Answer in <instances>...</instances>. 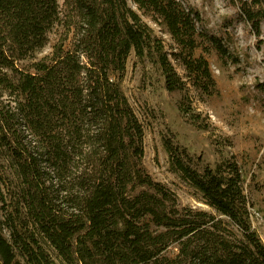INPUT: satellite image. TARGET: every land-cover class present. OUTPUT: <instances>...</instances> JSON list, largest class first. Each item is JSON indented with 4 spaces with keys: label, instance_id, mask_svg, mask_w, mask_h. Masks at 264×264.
Listing matches in <instances>:
<instances>
[{
    "label": "trees",
    "instance_id": "trees-1",
    "mask_svg": "<svg viewBox=\"0 0 264 264\" xmlns=\"http://www.w3.org/2000/svg\"><path fill=\"white\" fill-rule=\"evenodd\" d=\"M227 1L263 43L264 0ZM58 2L0 0V90L17 97L0 108V264H264L237 164L201 165L165 140L170 171L212 212L179 205L144 169L143 128L120 88L133 52L167 92L185 87L172 55L212 95L208 62L194 55L198 11L183 0H132L137 11L127 0H64L61 18ZM55 24L70 44L38 60ZM178 110L197 121L189 104Z\"/></svg>",
    "mask_w": 264,
    "mask_h": 264
},
{
    "label": "rangeland",
    "instance_id": "rangeland-1",
    "mask_svg": "<svg viewBox=\"0 0 264 264\" xmlns=\"http://www.w3.org/2000/svg\"><path fill=\"white\" fill-rule=\"evenodd\" d=\"M63 2H58L61 18L65 11ZM183 2L200 15L194 55H201L208 62L216 91L206 95L194 89L183 66L170 55V62L185 87L182 91L167 92L155 69L147 62H139L131 52L119 83L143 128L142 165L155 181L175 194L179 205L212 212L198 192L170 171L165 140L200 159L201 165L214 167L225 160L235 162L241 173L252 226L264 243V25L260 36L263 43H259L236 7L227 0ZM127 3L137 11L132 0ZM143 20L170 54L178 51L165 29L147 17L143 16ZM210 36L218 39L225 48L224 54L215 49ZM46 38V45L36 53L38 60L48 61L54 46L64 38L67 48L71 32L55 24ZM16 99L0 90V108L6 109L9 104L14 109L12 100ZM179 102L185 108L188 104L195 108L198 115L195 123L181 115ZM174 253L175 250L169 251V255Z\"/></svg>",
    "mask_w": 264,
    "mask_h": 264
}]
</instances>
